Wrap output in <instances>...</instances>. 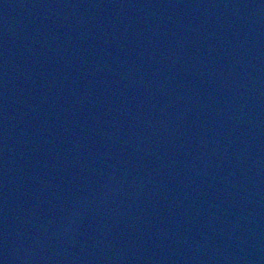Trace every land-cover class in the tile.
I'll list each match as a JSON object with an SVG mask.
<instances>
[{
  "label": "water",
  "instance_id": "1",
  "mask_svg": "<svg viewBox=\"0 0 264 264\" xmlns=\"http://www.w3.org/2000/svg\"><path fill=\"white\" fill-rule=\"evenodd\" d=\"M0 264H264V0H0Z\"/></svg>",
  "mask_w": 264,
  "mask_h": 264
}]
</instances>
